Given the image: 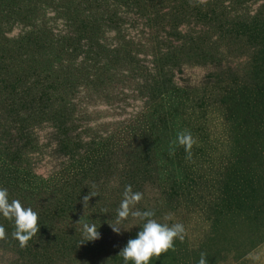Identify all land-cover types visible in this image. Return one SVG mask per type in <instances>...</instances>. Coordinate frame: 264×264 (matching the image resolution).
<instances>
[{"label": "trees", "instance_id": "obj_1", "mask_svg": "<svg viewBox=\"0 0 264 264\" xmlns=\"http://www.w3.org/2000/svg\"><path fill=\"white\" fill-rule=\"evenodd\" d=\"M129 1L143 21L91 1L63 19L36 21L26 2L0 0V12L11 10L0 20V188L36 211L40 224L21 248L14 221L0 214L15 262L50 264L64 240L83 239L84 222L105 231L129 184L143 196L152 188L159 198L195 199L211 180L215 220L264 221V12L228 19L222 3L175 0L164 13L155 0ZM191 17L250 47L246 71L209 70L181 83L179 71L207 58L199 36L181 34ZM160 31L170 43L183 39L162 45ZM216 108L222 139L209 123ZM182 130L198 140L191 160L178 145L169 155ZM223 140L226 150L216 154ZM90 190L99 195L84 208ZM142 225L122 234L108 264L124 261L118 254Z\"/></svg>", "mask_w": 264, "mask_h": 264}, {"label": "rangeland", "instance_id": "obj_2", "mask_svg": "<svg viewBox=\"0 0 264 264\" xmlns=\"http://www.w3.org/2000/svg\"><path fill=\"white\" fill-rule=\"evenodd\" d=\"M24 3V8L34 7L32 17L36 21H44L47 17L58 16L63 19L64 16L73 12L75 5L79 3L86 4L107 2L111 8H119L121 16L134 18L139 21L145 19L138 7L129 0H20ZM163 11H170V7L175 0H155ZM178 1V0H177ZM199 2V0H191ZM147 2H150L148 0ZM222 3V14L230 18H248L254 13L264 12V0H206L204 4ZM11 10L0 12V20L7 16ZM162 14V12H161ZM25 18V17H24ZM30 20V21H34ZM28 22V21H27ZM6 31H18V23L2 25ZM159 35L163 36L161 44L177 46L179 42L188 34H196L199 40L204 41L207 58H190L184 55V60H194L193 64L187 66L182 72H178V78L181 83H185L190 77L204 75L209 70L218 71L220 69L230 68L233 72L243 73L247 69L248 58L251 54V48L246 46L240 39L233 38L225 32L220 31L217 27L200 23L194 17L189 18L187 27L182 30L183 38H174L168 42V36L160 31ZM157 35V34H155ZM151 57H146L149 61ZM209 123L212 135L222 139L224 136L223 126L220 123L218 109L212 110L209 115ZM216 154L226 150L225 140L218 143ZM211 180L206 181L204 188L193 199L183 195L174 197L171 195H161L159 198L156 190L148 188L146 194L139 204H144L147 210H153V217L160 223L169 225L182 223L186 229L187 235L183 242L179 239L175 241L176 251L169 250L162 254L155 261L156 264H198L200 254H207L209 264H264V221L250 223L241 218L234 221H217L215 220V206L211 202L215 195V187ZM143 212L140 207L135 208ZM171 214V219L165 217ZM144 223L138 218L129 217L120 224L121 232L116 233L111 226H106V230L101 232V239L95 241H85L80 244L81 240H64L66 247L62 253L50 264H108L112 251L121 245L122 234L128 228ZM59 240H53V245L59 246ZM13 248L7 240H0V264H26L25 261L16 259L11 252ZM15 250V248H14ZM150 264H155L152 261ZM38 264V263H35ZM121 264H125L123 261ZM129 264V262H128ZM131 264L133 262L131 261Z\"/></svg>", "mask_w": 264, "mask_h": 264}, {"label": "clouds", "instance_id": "obj_3", "mask_svg": "<svg viewBox=\"0 0 264 264\" xmlns=\"http://www.w3.org/2000/svg\"><path fill=\"white\" fill-rule=\"evenodd\" d=\"M205 3L206 0H199ZM182 146L186 152V159L191 160L192 148L198 145V140L189 130H182L177 133L176 139L169 144V155H175L176 146ZM99 195L96 191H89L83 197V207L89 205V200L93 196ZM143 199V193L133 191L132 185H127L123 192V198L117 209V220L115 224H110L112 230L116 233L121 232L120 224L127 220L130 216L143 220L142 230H140L135 238H130L125 247L121 249L118 255L122 256L125 264L132 261L133 264H149L150 260L167 253L169 250L176 251L175 241L177 239L183 242L187 235L186 229L182 223L169 225L160 223L153 217V210L139 211L135 210V206ZM107 213V209L102 210ZM0 214L9 221H14L15 230L12 237L19 242L21 248L27 247L28 242L39 232V215L31 207L25 208L18 199L9 200L7 188H0ZM171 214L165 217L166 220L171 219ZM83 239L80 244L85 241H95L101 238V233L95 223L89 224L84 222ZM6 228L0 224V240H7ZM198 264H209L207 254L202 252Z\"/></svg>", "mask_w": 264, "mask_h": 264}]
</instances>
